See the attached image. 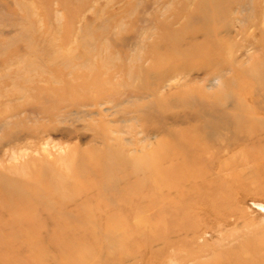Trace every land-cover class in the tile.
<instances>
[{"label": "rangeland", "instance_id": "374dc122", "mask_svg": "<svg viewBox=\"0 0 264 264\" xmlns=\"http://www.w3.org/2000/svg\"><path fill=\"white\" fill-rule=\"evenodd\" d=\"M264 0H0V264H264Z\"/></svg>", "mask_w": 264, "mask_h": 264}, {"label": "bare ground", "instance_id": "6f19581e", "mask_svg": "<svg viewBox=\"0 0 264 264\" xmlns=\"http://www.w3.org/2000/svg\"><path fill=\"white\" fill-rule=\"evenodd\" d=\"M256 208L262 210V212L264 211V204L263 203H255Z\"/></svg>", "mask_w": 264, "mask_h": 264}]
</instances>
